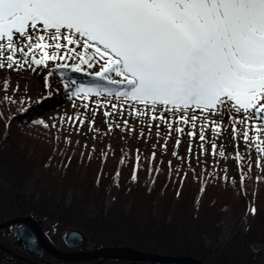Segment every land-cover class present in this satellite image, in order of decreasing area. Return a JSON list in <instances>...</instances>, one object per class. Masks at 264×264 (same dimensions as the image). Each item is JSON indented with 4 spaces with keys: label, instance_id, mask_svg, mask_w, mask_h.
Segmentation results:
<instances>
[{
    "label": "snow or ice",
    "instance_id": "obj_1",
    "mask_svg": "<svg viewBox=\"0 0 264 264\" xmlns=\"http://www.w3.org/2000/svg\"><path fill=\"white\" fill-rule=\"evenodd\" d=\"M58 59L95 78L64 80L79 103L90 99L73 123L94 129L102 110L110 131L135 128L148 139L135 127L142 120L157 136L174 131L172 155L182 135L203 147L206 129L213 137L227 130L233 141L258 144L255 163L264 167V0H0V69ZM9 82L0 78L5 89ZM233 155L239 166L242 154Z\"/></svg>",
    "mask_w": 264,
    "mask_h": 264
},
{
    "label": "trees",
    "instance_id": "obj_2",
    "mask_svg": "<svg viewBox=\"0 0 264 264\" xmlns=\"http://www.w3.org/2000/svg\"><path fill=\"white\" fill-rule=\"evenodd\" d=\"M50 155L45 135H36L13 121L0 144V179L8 185L0 182V222L31 214L56 220L62 228L72 224L81 228L93 247L129 245L153 253L191 255L207 264H264V249L255 248L264 244V177L255 188L246 183L233 202L236 222L230 241L222 246L221 220L230 198L215 178L205 183L199 196L200 180L194 169H189L178 188L176 181H167L162 172L149 186L141 175L128 185L131 167H122L117 178L119 191L107 207L115 162L101 164L91 158L77 166L72 157L66 173L60 170L56 175ZM28 185L33 189L30 194L25 192ZM156 196L159 204L154 208ZM247 198H253L251 229L240 224ZM0 264L9 263L0 257Z\"/></svg>",
    "mask_w": 264,
    "mask_h": 264
},
{
    "label": "rangeland",
    "instance_id": "obj_3",
    "mask_svg": "<svg viewBox=\"0 0 264 264\" xmlns=\"http://www.w3.org/2000/svg\"><path fill=\"white\" fill-rule=\"evenodd\" d=\"M67 62L70 63L71 60L69 59ZM63 63L58 59L50 64L33 66L31 69L20 68L11 72L0 69V78L7 79L10 76L7 89L0 83V108L8 116L19 112L33 116L30 121L22 124L48 135L50 150L56 156L59 165L66 161L67 155L78 153V160H81L82 157L96 156L101 161L117 159L118 164H122L133 163L135 159V172L144 171L147 181L157 171H163L168 176H174L181 181L191 166L196 168L201 178L217 176L218 181L226 187L230 196V202L221 220L224 240L222 245L226 244L231 239V231L235 224V218L229 210L231 202L237 198L239 188L243 187L247 176L251 177L252 182L264 176V167L255 163L256 148L259 145L254 142L253 146L249 148L243 139L233 141L227 130L213 137L212 133L206 129L203 147H201L199 137L192 136L189 138L182 135L179 143L175 144L176 154L172 155L176 140L174 131L165 132V129L161 127L160 136H157L154 130L143 125L142 120L135 127H144L148 133V139H145L143 134L138 136L135 128L131 133L122 131L118 127L110 131L107 128L102 110L97 112L93 121L95 130L87 125H79L78 121L73 123L69 117L74 119L76 112L81 115L86 114L89 109L84 108L83 104H89L90 99H86L83 104L79 103L80 97L72 96V92L64 86V80L71 77L72 81L78 84L93 83L95 78L74 69L63 68ZM61 70L67 72L68 75L62 76ZM92 110L96 111L95 108ZM125 115L128 123L134 124V118L128 116L127 112ZM109 119L114 124L121 123L119 114L115 117L109 114ZM41 120L44 123H41ZM77 127H79V131H77ZM165 134L168 136L167 140L163 138ZM64 137H68V139L65 140ZM189 139L192 141L190 150L188 147ZM213 140L217 144L215 150L211 147ZM161 144H164L163 150L160 148ZM133 149L136 150L135 153ZM221 151L225 153L224 156L220 155ZM149 152L154 153L151 161L148 159ZM234 152L242 154L243 159L239 166L235 161ZM121 157H123L122 160ZM157 161L159 162L158 165ZM129 178V180L133 179V172ZM108 187L109 194L106 198V204L110 206L117 187L113 180L109 181ZM31 192L32 188L27 187L26 193ZM251 213L250 207L240 218L241 225L249 229L253 226ZM0 236L4 235L0 232ZM255 247L264 249V244H258ZM13 264H17V262H13Z\"/></svg>",
    "mask_w": 264,
    "mask_h": 264
},
{
    "label": "water",
    "instance_id": "obj_4",
    "mask_svg": "<svg viewBox=\"0 0 264 264\" xmlns=\"http://www.w3.org/2000/svg\"><path fill=\"white\" fill-rule=\"evenodd\" d=\"M19 117V115H17ZM19 223L15 228L21 240L27 242L30 250H35L36 237L39 238L44 249L54 257L65 261H83L96 258L124 259L130 261L152 262L161 264H206L199 258L187 255H160L141 251L128 246L102 247L92 251L65 252L55 248L45 237L39 222L31 216L16 217L0 223V230ZM29 224L32 230L26 227ZM68 241L75 247L85 245V236L79 230H72L67 236Z\"/></svg>",
    "mask_w": 264,
    "mask_h": 264
},
{
    "label": "flooded vegetation",
    "instance_id": "obj_5",
    "mask_svg": "<svg viewBox=\"0 0 264 264\" xmlns=\"http://www.w3.org/2000/svg\"><path fill=\"white\" fill-rule=\"evenodd\" d=\"M10 229H7V232L4 236V242H6L8 244V248H10L12 251L22 255L24 257V259H21L19 257H16L13 259V261H15L16 259H18V262L20 264H35V263H40L43 262L45 264H99L100 259H95V260H90V261H81V262H75V263H62V261H58L53 259L51 256L46 255L45 257H43V249L42 246L40 244L39 241L36 242V247L38 249V253L36 252H30L28 250L27 244L21 240H19V238L17 237V235H13L12 231H9ZM61 242H54L60 249L65 250V251H74V250H89V249H93V247L88 246V247H72L70 246L67 241L66 238L61 235ZM3 243V242H2ZM6 246V245H5ZM42 255V256H41ZM5 257L8 256L4 255ZM57 261V262H55ZM101 264H121L120 262L116 261V260H106L104 262H102ZM131 264H135V263H131Z\"/></svg>",
    "mask_w": 264,
    "mask_h": 264
}]
</instances>
